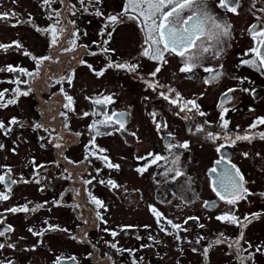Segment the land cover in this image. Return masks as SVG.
Returning <instances> with one entry per match:
<instances>
[{
  "label": "flooded vegetation",
  "instance_id": "obj_1",
  "mask_svg": "<svg viewBox=\"0 0 264 264\" xmlns=\"http://www.w3.org/2000/svg\"><path fill=\"white\" fill-rule=\"evenodd\" d=\"M60 2L46 8L42 17L33 11L34 5L19 8L22 11L17 5H0V15L8 14L0 20V38L7 35L0 44L13 45L0 50V68L11 65L34 73L33 56L52 57L39 69L38 77L0 71V91L8 90L5 100L13 98L16 88L28 93L20 95L15 104L0 107V122L11 129L7 133L0 130V175L5 176L0 194L9 197L0 200V231L5 233L0 243L6 245L0 249V262L57 264L60 258V264H205L208 248V264H240L235 247L228 246L239 240V247L246 250L241 254L247 258L252 253L245 264H264V140L259 138L264 125L250 128L264 118V69L241 64L254 57L249 50L257 42L249 29L252 25L264 28V12L259 11L264 9V0H239V14L217 7L219 0H208V10L231 25L218 55H214L216 47L205 40L208 53L190 72H181L183 59L166 53L167 63L154 78L151 73L158 64L143 55L146 45L139 21L124 19L111 25L107 20L122 12L125 0H93L91 6L85 0L87 11L79 0ZM66 5H75L76 14ZM58 9L65 31L52 46L51 35L37 28L54 24L48 17ZM73 32L78 35L73 37ZM14 42L22 48L17 49ZM109 62L135 64L138 69L133 73L108 68ZM205 68L216 69L218 79L205 84L213 75ZM92 69L104 74L97 77ZM15 80L21 83L10 82ZM176 93L181 101L169 103ZM225 93L231 97L223 105L228 109L224 114L229 121L227 130L220 127L218 107ZM66 96L73 98L69 107H65ZM107 96L112 103H93ZM188 100H195L205 115L187 109L181 112L180 106ZM103 113H124V128L116 123L101 128L111 135L96 136L91 125L104 119ZM13 118L18 123L11 124ZM157 123L162 125L160 130ZM198 126L202 132L196 131ZM209 132L220 138L213 141ZM225 133L254 138L251 143L237 140L232 144L223 138ZM184 143L187 149L178 146ZM169 144L177 146L169 152ZM149 153L166 159L150 164ZM102 156L119 168L106 167ZM232 165L253 193L235 206L213 190L235 174ZM138 168L146 170L141 173ZM176 170L183 175L176 176ZM92 198L103 207L98 208ZM25 205L36 211H8ZM150 206L187 231L172 229L165 220L158 225ZM225 213L241 220L254 213L259 218L241 228L216 219ZM8 227L13 231H6ZM217 240L224 242L217 244Z\"/></svg>",
  "mask_w": 264,
  "mask_h": 264
},
{
  "label": "snow or ice",
  "instance_id": "obj_2",
  "mask_svg": "<svg viewBox=\"0 0 264 264\" xmlns=\"http://www.w3.org/2000/svg\"><path fill=\"white\" fill-rule=\"evenodd\" d=\"M43 2L44 4L51 6V4L55 2V0H43ZM61 2H63V0H61ZM79 3L81 5V8H83L84 11H87V7H85V0H79ZM92 3L93 0H88L89 6H91ZM95 3H100V0H95ZM207 3L208 0H125L122 12L118 15H109L107 17V20L111 25L122 23L124 19L139 21V24L141 25L140 31L144 35V44L146 45V47L143 50V55L149 58L150 60L157 62L158 64L155 70L151 73L153 78L156 76L157 73L161 71V66L167 63V60L165 58L166 53H174L175 55L181 57L184 61V67H182L180 71L190 72L194 66L200 63V61L203 58V55L205 53H208L209 51V47L205 45L204 42L205 40H207L216 47L214 55H218L219 51L221 50L219 48V45L223 42V38H227L230 36L229 30L231 25L225 23L222 19H219L216 15L210 12L207 8ZM66 7L68 11L72 13V15L76 14L75 5H66ZM217 7L224 10L225 12L239 14L237 11L239 8V0H219ZM253 7H255L254 4ZM259 11L264 12V9H260ZM185 12H187L188 15L186 16L182 15ZM95 14L97 16H100L101 12L97 10ZM12 15L15 14L13 13ZM7 17H8L7 13L0 15V20H4ZM48 19L54 20L55 23L52 24L48 29L37 28V31L48 32L52 38L51 39L52 46H56L60 36L65 31V27L60 19L59 12H56L54 16L50 15ZM257 19H261V17H257ZM68 23L74 25V21H69ZM57 25H59V27H57ZM249 33L252 36V39L257 42V46L249 50V52L254 54V57L249 60H241V64L248 65L249 67H257L260 69H264V51L261 50L264 49V28H258L257 25H252L249 29ZM77 35L78 33L76 32L72 33L73 37ZM108 35L111 36V33H108ZM12 46L13 45L0 44V50L7 51ZM14 46L17 49L22 48V45L19 42H14ZM64 51H68V49H65ZM105 51H109V50L105 49ZM24 55L28 56L31 54L28 52H24ZM245 55H248V53H245ZM32 59L36 61V65H37V71L34 73H29L27 72V70L23 68H14L11 65L6 66V68H0V71L20 72L21 74L24 75L38 77L39 69L43 66L45 61H50L52 57L45 56V57L37 58L33 56ZM80 62L84 63L83 61ZM88 67L91 69L92 66L88 65ZM107 67L124 69L128 72H133V73L136 72L138 69V65L135 64H123V63L113 64L112 62H109ZM204 70L210 74H213L211 80L206 79L204 81L205 84H208L218 79L217 75H215L217 71L216 69L205 68ZM92 71L97 77L102 76L104 74V71L97 72L95 71V69H92ZM10 82L16 84L21 83L20 80H15ZM68 82L71 83V80H69ZM152 86L153 85L149 84V87ZM7 91H8L7 89H5L4 91H0V107H7L10 104H15L20 95H25V96L28 95L27 92H21L19 88H16L13 90V92L15 93L13 98L5 100V93ZM170 91H175V90H170ZM229 91H234V89H230ZM244 91H247V89H244ZM164 99L169 100V97L164 96ZM181 99L182 98L180 94L176 93L175 99L169 100V103L178 104V102L181 101ZM66 100L68 101V104L65 105V107H69L73 103V98L71 96H66ZM230 100L231 97H229L228 94L225 93L220 105H218V107L221 109L220 120L222 123L220 127L224 130L228 129L229 121L224 119V114L227 113L228 109L224 108L223 105L225 102H228ZM112 102L113 100L111 96L98 98L93 101V103L96 105H103ZM189 105H191L190 108L188 107ZM185 109H187L188 111L194 110L196 114L200 116L205 115L204 112L200 111V106L196 103L195 100L185 101L183 105L180 106V111L184 112ZM85 115H87V113ZM102 115L104 116V119L94 122L91 125V130L95 132L96 136L111 135L110 132L109 133L102 132L101 128L112 127L116 123H119L120 129L124 128V115H125L124 113H113L111 116H109L107 113H103ZM113 117H115L116 119L114 120ZM10 123L16 124L18 122L15 120V118H13L10 121ZM205 123H207V121H205ZM258 125H264V118H258L257 121H254L253 124L250 125V128L254 129ZM36 127L39 128L41 126L36 125ZM156 127L158 130H160L162 125L157 123ZM163 127H166V125H163ZM0 130H4L5 133L11 131V129L6 128L3 122H0ZM196 131L202 132L203 127L198 126ZM207 136L213 141L220 138L219 135H214L211 132L207 133ZM223 138L226 141L235 144L237 140H244L251 143L254 137L251 135L232 137L227 133H225ZM259 138L261 140H264V132L259 133ZM56 146L60 147L59 144H57ZM176 146L177 145H172V144L167 145L169 152H171L172 148ZM178 146L185 149L189 147L187 143ZM2 147L3 145H0V148ZM220 147H223V145H221ZM98 151L103 152L106 150L98 149ZM217 151L218 152L220 151L219 147L217 148ZM244 155L247 156V153H245ZM149 157H151L150 164H155L160 160L166 159L165 157L159 155H153L152 153H149ZM99 158L105 162L106 167L119 168V165L112 164L106 156H102ZM217 163L219 164L220 161H217ZM232 168L235 169V174L229 175L226 183L224 181H221L220 188L217 189L214 187L213 190L216 191L217 196L221 200H224L229 205L235 206V204H237L241 199H246L247 196L253 195V193L249 192L248 189L244 186L245 180L243 175L240 173L239 169H236L235 165H232ZM145 170L146 168L137 169V171L141 173H143ZM168 171L171 172L173 171V169H169ZM212 171L215 172V169H212ZM175 175L180 176L183 175V173L176 170ZM4 181H5V176L0 175V183H3ZM12 183H16V181H12ZM108 183L111 184L113 187H116V185L112 181H108ZM8 198L9 197L7 195L0 194V200H7ZM92 199L98 208L103 207V203L100 200L95 198ZM208 206H209L208 202H205V207ZM8 211L12 213H16V212L27 213L29 211H36V209L35 208L29 209L25 205L19 208L14 207L8 209ZM150 211L155 216L158 225H161V221L165 220L166 223L170 225L172 229H175L177 231L179 230L187 231V229H183L181 225L174 224L171 220H167L165 217L162 216L160 212L156 210V208L150 206ZM97 216L98 218H101L99 217V213H97ZM258 218H259V214H255V213L251 214V216H245L243 220L237 217L234 213H225L224 215L216 217L218 221L228 223L231 225H236L241 228L245 227L246 224L251 223L253 220ZM188 220L198 221V218L189 217ZM188 220H185V224L188 223ZM2 222L3 221H0V223ZM199 226L201 228L204 227L203 224H200ZM51 230L67 231L66 229H57L55 227H53ZM160 230L166 232V229L163 226H161ZM6 231L11 232L13 231V229L11 227H8ZM29 231H32V229H29ZM4 234H5L4 232L0 231V236H3ZM111 234L113 237L116 236L115 232ZM33 235L42 236L43 232L40 233L33 232ZM72 238L75 239L76 237H72ZM241 238H242V234H241ZM177 239H179L178 236ZM223 242H224L223 240L215 241V243L217 244ZM228 246L230 248L235 247L236 254L238 256L240 264H245L246 259L252 258V253H249V256L247 258L241 254L242 251H246V250L241 249L239 247V240L234 241L232 244H229ZM5 247H6L5 244L0 243V249H3ZM7 247H13V246L7 245ZM111 247L115 248L116 245L112 244ZM249 248H251V245H249ZM118 251L120 250L118 249ZM128 251L131 254V250ZM256 251L261 252L262 249L257 248ZM208 252L209 249L206 248L204 250L205 264H208ZM70 259L75 260V257H71ZM0 264H3V262H0ZM57 264H60V258H57ZM133 264H135V261H133Z\"/></svg>",
  "mask_w": 264,
  "mask_h": 264
},
{
  "label": "rangeland",
  "instance_id": "obj_3",
  "mask_svg": "<svg viewBox=\"0 0 264 264\" xmlns=\"http://www.w3.org/2000/svg\"><path fill=\"white\" fill-rule=\"evenodd\" d=\"M60 1L61 0H55L54 3L58 4V2ZM0 5H17L18 9L23 8V10H27L29 8L26 5H34L35 10L33 11L36 13L38 12L39 17H42L45 13V9L49 7V5L44 4L43 0H0ZM19 11H22V9H19ZM58 11L60 13V9H58ZM62 16H63V13H62ZM6 38H7V35L5 36L2 35V37L0 38V41H4Z\"/></svg>",
  "mask_w": 264,
  "mask_h": 264
}]
</instances>
